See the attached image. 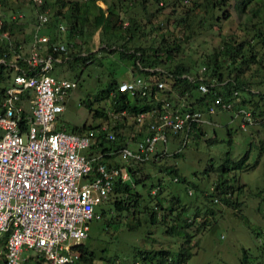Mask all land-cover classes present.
Instances as JSON below:
<instances>
[{
	"label": "rangeland",
	"instance_id": "obj_1",
	"mask_svg": "<svg viewBox=\"0 0 264 264\" xmlns=\"http://www.w3.org/2000/svg\"><path fill=\"white\" fill-rule=\"evenodd\" d=\"M49 2L52 4L42 11L24 0H7L6 5L0 4L3 18H7L4 16L7 11H15L9 15L13 17L15 30L19 29L15 33L16 40L22 41L19 53H12L8 64L15 63L20 55L28 56L35 31L37 35H48L46 24L37 30L35 25L38 13L46 14L48 22L54 9L59 8L55 0ZM105 2L96 0L103 9L108 4L115 8L116 24L126 26L128 19H134L143 30L141 36L129 43L130 52L133 43L140 42V46L147 47L156 44L161 37L168 42L179 38L181 52L176 61L193 60L200 71L201 62L215 54L216 61L222 65L219 70L222 77L230 79L238 72L235 69L231 73V69L241 64V58L235 56L230 66V57L219 53L225 44L235 46L241 41L252 42L251 50L256 53L253 63H243L239 69L243 71L241 78L250 93L244 91L234 98L231 110L205 114L208 122L199 125L203 133L191 131L185 145H182V133L170 135L164 156L155 162L140 164L139 173L148 174L147 178L136 184L128 183L129 195L137 193L140 197L136 202L129 196L125 200L129 206L117 209L111 194L109 200L95 207L97 218L87 222V237L81 240L86 250L93 254L91 264H158L161 263L160 256L155 253L158 250L169 253L162 261L164 264H264V49L251 39L258 31L264 38V0H250L240 11L236 8L237 0H226L220 8L213 7L212 0ZM192 2L196 4L193 7ZM242 4L243 1L239 7ZM255 7L258 13L253 12ZM223 10L229 17L216 20ZM183 16L185 22L180 25L177 21ZM101 38L102 32L97 29L86 44L94 53L87 64L72 60L75 55L86 54L82 39L75 38L70 63L57 64L51 72L55 79L76 84L69 91L63 111L57 114L55 127L58 130L71 132L75 127L77 131L82 125L91 127L102 122L105 116L94 115L95 111H103L113 123L110 118L115 117L111 116L115 110H111V106L117 95L112 90L106 91L109 81L146 79L144 73L133 68L131 60L110 51L116 49L117 43L106 51L100 50L103 47ZM227 65L229 70L225 68ZM168 87L166 83L158 97H165ZM147 101L150 102L148 98ZM239 105L242 110H253L255 123L252 119L249 125L238 126L239 118L233 116ZM125 122L119 132L127 138L134 135L126 140V145L133 147L145 132L143 122L136 125L130 124V119ZM160 147L157 143L156 148ZM243 156L244 165H237ZM115 161L125 165L122 160ZM126 195L118 196L124 200ZM157 200L158 210L153 209ZM146 207L148 211L144 210ZM132 225L135 227L130 228ZM180 249L189 254L182 263L177 258ZM19 257L24 258L26 264L41 260L40 254L32 250H23Z\"/></svg>",
	"mask_w": 264,
	"mask_h": 264
},
{
	"label": "built area",
	"instance_id": "obj_2",
	"mask_svg": "<svg viewBox=\"0 0 264 264\" xmlns=\"http://www.w3.org/2000/svg\"><path fill=\"white\" fill-rule=\"evenodd\" d=\"M31 2L40 5L42 0ZM46 22V14L38 13L36 30ZM58 29L63 30L64 26L59 24ZM64 51L63 44L51 43L48 36L35 31L31 50L23 58L25 67L16 60L6 63L13 74L4 88L0 109L3 264H24L26 260L19 257L23 250L40 254V264H72L78 256L77 246L87 237V222L97 218L95 207L108 197L116 182L132 180L130 171L134 165L154 155L155 159L164 156L170 135L182 133L184 144L191 127L207 122L199 111L180 112L163 103L158 109L133 115L137 123L149 120L146 133L133 147L123 144L94 150L102 139H115L110 131L114 122H109L108 115L80 133L55 130L57 114L63 111L69 91L76 85L51 75L54 66L69 59L59 56ZM0 63L4 60L0 59ZM182 77L193 80L186 74ZM164 85L163 81H156L153 97L148 99L163 101L158 92ZM147 87L145 80L136 77L121 81L117 89L133 100L146 97ZM198 90L206 92L207 85L200 83ZM235 94L225 100L214 97L206 113L231 110ZM112 113L115 117L110 119L120 121L126 110ZM234 115L240 118L239 127L252 120L249 111L241 108ZM157 143L162 147L157 149ZM116 159L125 165H119Z\"/></svg>",
	"mask_w": 264,
	"mask_h": 264
},
{
	"label": "trees",
	"instance_id": "obj_3",
	"mask_svg": "<svg viewBox=\"0 0 264 264\" xmlns=\"http://www.w3.org/2000/svg\"><path fill=\"white\" fill-rule=\"evenodd\" d=\"M26 1V0H24ZM102 2H105V0H100ZM238 3L236 4V8L240 11L243 9V6L250 2V0H237ZM243 1V4L241 7H239L240 2ZM31 5L36 6L37 11L46 10L45 8L52 4V2H49V0H42V3L40 5H36L31 2V0L26 1ZM7 0H0L1 5H6ZM57 4L59 8L54 9L52 15L49 17L50 20L46 23L44 26L47 30L49 40L51 43H61L65 46L64 52H59V56H67L69 59L66 60L67 64H69V60L72 57V51H70L76 44L73 42L75 38L82 39L83 45H85L86 48H84V52L86 51V54L84 55H75L72 60L73 62H77V60H80L83 64L89 63L87 61L89 58H92L93 52H90L89 48L86 46L89 39L91 38L93 32L97 29H100L102 32V44L103 47H101L100 50H105L107 48H110L115 43L118 44V46L110 50L112 53H115L118 57L122 59H128L131 60L132 66L134 69L137 70L138 73H144L146 76L145 80L148 84L147 87V95L144 98H138L135 97L133 100L129 98L127 94L118 92L117 86L121 81H116L115 79L110 80L108 83V90H112L115 95H117V99L114 100L111 110H126V115L121 117V121L118 119H114V123L111 126L110 131L114 132V140H105L102 139L98 142V144L94 147V150L102 149L107 146L114 147L118 145L126 144V140H130L134 138V135H131L130 138L122 136V134L119 132L120 128L124 127L126 125V120L130 119V124L136 125L137 122L133 115L139 114L141 112H149L152 109H158L159 106L163 103L167 104V108H172L173 110L177 111H199L202 113V118H204V115H212L206 113V109L213 103V99L216 96H220L221 98L228 99L230 98L233 91L236 92L237 97L241 96L240 93H243L244 91L249 92V88H246L247 85L245 83V80L241 78V74H243V71L239 72L241 64L245 63L248 65L249 63H253L255 58V51L253 52L251 50V47L253 44H250L252 42H249L247 44L246 41H241L237 45L232 46L230 43H226L223 50H220V55H227L230 57V66L233 65V61L235 59V56H238L241 58V61L239 65H236L234 68L231 69V73L235 71V69L238 70L235 75H233V78L230 79V77L223 78L222 77V71H219L222 67L221 63L216 61V56H207L206 59H204L201 64L203 67H201V70L198 71V65L196 67V62L193 60H188L186 62L182 61H176L177 55L181 52V41L179 38H172L171 42H168L163 37H161L156 44H152L149 46H140V42L138 44L133 43L131 47V52L129 50L130 46L129 43L133 40H135L136 37L141 36V33H144L142 29H140L139 25L135 22L134 19H128V24L126 26H121V24H116L117 19V12L114 10L115 8L108 4L105 9L100 7L96 4V0H55L54 2ZM106 3V2H105ZM212 6L220 8L221 6H224L226 4V0H212ZM195 2H192V7L195 6ZM63 8L64 10H60ZM191 9V8H187ZM259 9L258 7H255L253 9V12L258 13ZM15 12L14 10L12 12L7 11L4 14V16H7V18H3L0 16V59L4 60V63H0V109H1V102L3 98V91L6 85L9 84L10 79L12 77L11 72L13 70L11 68H7L8 65L6 64L7 61H9L12 53H19V47L20 43L22 41L16 40L15 33L19 32V29L17 27V30H15V25L13 24L12 18L10 17V13ZM10 14V15H9ZM229 17L228 12L223 10L222 13L216 17V20L220 19H227ZM52 19V20H51ZM185 18L184 16L181 17L177 23L180 25L184 24ZM58 24H63L64 26L63 30L58 29ZM36 26V25H35ZM88 26V28H87ZM141 30V31H140ZM4 35V36H3ZM43 35V34H42ZM251 39L254 40V43L260 44L261 48L264 49V38L261 36V33L258 31L257 34H255ZM120 40V41H119ZM23 41H25L23 39ZM118 41V42H117ZM137 42V41H135ZM247 44L246 47L243 49L244 44ZM78 45V48H80V45ZM50 51V48H48ZM109 53V52H108ZM217 54V53H216ZM25 56H19L16 59V63L20 67H25V62L23 61V58ZM71 60V61H72ZM92 60H90L91 62ZM71 62V63H73ZM230 66L227 65L225 68L226 70L230 69ZM153 69V71H147L146 69ZM203 68V70H202ZM158 69V70H156ZM198 69V70H197ZM11 70V71H10ZM11 74V75H10ZM184 74L189 75L193 78V80H189L186 77H182ZM201 78V79H200ZM161 80L164 83L166 82L168 84V90L166 92V96L162 97L163 101H155L152 99L150 102L147 101V98L149 96L153 97V93L155 90V82ZM165 83V84H166ZM200 83H203L207 85V91L204 93H201L198 90V85ZM222 83V85H221ZM220 84V85H219ZM163 89L159 90L158 94ZM118 93V94H116ZM250 93V92H249ZM172 94V96H171ZM114 97V95H113ZM264 97V94H263ZM165 101V102H164ZM218 111L217 109L213 114ZM94 115L100 116L104 115L105 118H107V115L104 114L103 111H95ZM252 117L254 116L253 110L251 111ZM205 119V118H204ZM206 120V119H205ZM148 119L143 120V129L146 133V122H148ZM207 121V120H206ZM207 123V122H204ZM262 123V122H261ZM74 128V130H73ZM89 128V126L82 125L77 131H75V127H72V131L74 133H80L81 131ZM194 129V130H193ZM55 130L56 129L55 127ZM197 131L194 132L195 134H202L203 131L200 128V126H197L195 128L191 127V129L188 131V136L191 131ZM143 136V135H141ZM140 136V137H141ZM139 137V138H140ZM185 145V144H182ZM166 152V150H165ZM175 154V153H174ZM151 158L150 160L146 162H142L140 164H144L147 162H155L158 159ZM246 156V155H245ZM245 156H243L240 159L239 164L237 165H244L245 162ZM140 164H137L136 168H134L130 171L132 174V180H126L125 182H116V185L114 186L112 192L109 194H113V203L117 209L121 208H127L129 206V202H125V200H128V197H133V201H137L140 197L137 193H134V195H129L128 191L130 189L128 183H139L142 182L144 179L147 178L148 174L139 173L140 170ZM141 174V175H140ZM174 181H178L176 178ZM226 189V188H225ZM224 193V191H223ZM120 194H128L125 196L124 200L122 198H119L118 195ZM226 194V193H225ZM108 195V197H109ZM108 197L105 199L107 200ZM104 200V201H105ZM109 200V199H108ZM160 208L159 201L157 200L154 204V208L158 210ZM147 210V207L144 209ZM148 211V210H147ZM96 213V210H95ZM153 211H150L149 217L152 218ZM135 225L130 226V228H134ZM169 231V230H168ZM1 242V249H3V241ZM78 248V256L73 261L72 264H91L93 259V254L91 252H88L83 244H80L77 246ZM185 249L179 250L178 253V261L184 262L185 259L188 257L189 254L182 253ZM156 254L160 256L161 259H159L158 264H164L162 263L163 260L168 258L169 253L165 250H158L155 251ZM152 256V254H151ZM173 262V261H172ZM3 264L2 256H0V264ZM26 264V261L25 263ZM35 264H40V260L36 261ZM171 264V263H170ZM172 264H175L173 262Z\"/></svg>",
	"mask_w": 264,
	"mask_h": 264
},
{
	"label": "clouds",
	"instance_id": "obj_4",
	"mask_svg": "<svg viewBox=\"0 0 264 264\" xmlns=\"http://www.w3.org/2000/svg\"><path fill=\"white\" fill-rule=\"evenodd\" d=\"M233 92H235V91H233ZM233 92H232V93H233ZM231 95H232V94H231ZM234 98H235V99L238 98V97H237V94H235V96H232V98H231V100H232V108H233V106L235 105V103L233 104V99H234ZM235 99H234V100H235ZM240 108L242 109V107L239 105V108H237V109L235 110V112H236L238 109H240ZM244 110H247V109L244 108ZM247 111H249V110H247ZM249 113H250V115H251V112H250V111H249ZM233 117H237V116L234 115ZM237 118H239V117H237ZM251 118L253 119L252 115H251ZM253 121H254V123H255V120H254V119H253ZM207 122H208V121H207ZM239 122H240V118H239ZM247 125H249V124H246L245 126H247ZM238 126H239V124H238ZM184 144H185V143H184ZM174 180H175V178H174Z\"/></svg>",
	"mask_w": 264,
	"mask_h": 264
}]
</instances>
